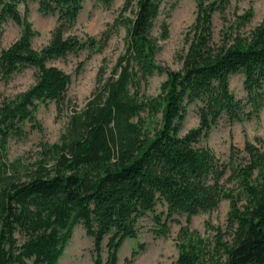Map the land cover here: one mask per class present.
I'll list each match as a JSON object with an SVG mask.
<instances>
[{
	"label": "trees",
	"instance_id": "trees-1",
	"mask_svg": "<svg viewBox=\"0 0 264 264\" xmlns=\"http://www.w3.org/2000/svg\"><path fill=\"white\" fill-rule=\"evenodd\" d=\"M20 1L0 0V21L12 18L22 26L0 52V73L7 77L32 65L38 71L34 84L0 105V264H58L79 222L94 237L95 264H101L107 235V264H120L122 243L138 235L139 217L155 211L158 202L167 204L166 218L185 212L190 221L224 198L230 199L229 237L216 233L213 241L196 228L181 227L177 264H264V147L247 140L237 152L233 144L223 161L212 147L197 145L222 116L231 122L250 118L264 104V18L248 33L218 43L213 14L231 0H198L182 67L169 70L161 91L149 97L141 87L163 69L153 29L165 0H134V15L124 21L127 45L112 72L103 77L100 71L101 85L84 107L73 109L59 140L41 143L38 156L24 161L9 158V137L24 134L38 100L64 102L71 81L69 72L48 60L86 44L66 35L83 0H38L42 13L58 14L51 40L40 48L33 45L37 31ZM252 15V9L242 14L239 26ZM168 34L164 22L161 37ZM236 72L245 75L246 100L230 88ZM195 100L202 102L199 125L180 134L186 102ZM154 217L162 221L160 214Z\"/></svg>",
	"mask_w": 264,
	"mask_h": 264
},
{
	"label": "rangeland",
	"instance_id": "rangeland-1",
	"mask_svg": "<svg viewBox=\"0 0 264 264\" xmlns=\"http://www.w3.org/2000/svg\"><path fill=\"white\" fill-rule=\"evenodd\" d=\"M127 1L112 0L110 5H106L101 0H83L77 19L66 35H76L85 42V47L69 52L66 56L48 60V64L58 65L71 76L65 101L61 104L52 99L37 101L33 118L26 120L23 125L24 134H13L9 137L10 159L21 157L24 161H32L38 156L41 143L59 140L73 109L84 107L94 90L101 85L100 71L103 77L112 72L127 45L128 33L124 21L127 17H133L136 9L134 0ZM197 3L198 0H165L162 3L153 34L159 38L160 48L156 52V60L163 65V69L156 71L149 77L148 82L142 84L141 93L146 96H156L161 91L162 82L168 77V71L182 67V56L188 49V37L192 34L191 25L197 15ZM18 7L37 31L32 38L33 45L40 48L47 44L58 24L57 12L42 13L38 0H21ZM249 9L253 11L251 19L239 26L241 15ZM263 18L264 0H231L224 11L217 10L213 14L214 41L220 43L236 32L248 33ZM164 22L169 25L166 38L161 37ZM21 32L22 26L12 18L0 21V52L17 39ZM107 36L106 45L99 48ZM37 71V67L32 65L21 67L7 77H2L0 73V105L4 100L16 97L34 84ZM244 78L243 72L232 73L230 88L237 97L246 100ZM201 104V100L186 102V117L180 134L199 125L198 108ZM246 108L250 110L252 105L248 104ZM142 116L148 117V111H143ZM247 140L264 147V104L250 118L244 117L242 120L231 122L226 115L222 116L197 145L212 147L221 160L228 161L232 145L234 144L239 152L243 150ZM228 185L236 187L234 182H229ZM229 209L230 199L224 198L216 208L192 215L190 221L185 212L175 213L173 218L168 219L167 204L160 201L155 211H149L139 217L138 235L124 240L118 251V262L125 263L126 257H129L131 260L126 264H177L178 233L181 227L196 228L213 241L216 233L227 239L230 230ZM156 213L161 215V222L155 219ZM163 222L169 228L167 233L162 232ZM17 235L22 241L24 237L21 233ZM107 241L108 235L103 240L101 264H107ZM95 261L94 237L88 234L84 225L79 222L58 264H95Z\"/></svg>",
	"mask_w": 264,
	"mask_h": 264
}]
</instances>
